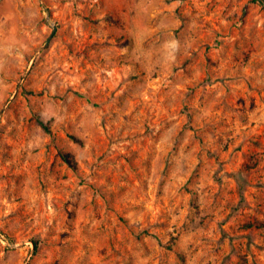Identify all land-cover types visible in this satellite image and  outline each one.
<instances>
[{
    "label": "rangeland",
    "instance_id": "rangeland-1",
    "mask_svg": "<svg viewBox=\"0 0 264 264\" xmlns=\"http://www.w3.org/2000/svg\"><path fill=\"white\" fill-rule=\"evenodd\" d=\"M0 264H264V0H0Z\"/></svg>",
    "mask_w": 264,
    "mask_h": 264
},
{
    "label": "trees",
    "instance_id": "trees-1",
    "mask_svg": "<svg viewBox=\"0 0 264 264\" xmlns=\"http://www.w3.org/2000/svg\"><path fill=\"white\" fill-rule=\"evenodd\" d=\"M40 122L45 128H48V125L44 122V120L40 119ZM34 243H35V247L37 248L38 245H39V240L38 239H34Z\"/></svg>",
    "mask_w": 264,
    "mask_h": 264
}]
</instances>
